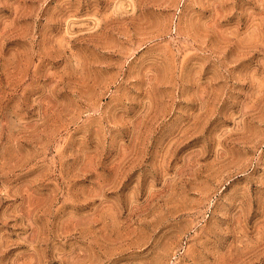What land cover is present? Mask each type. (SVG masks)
Here are the masks:
<instances>
[{
  "label": "rangeland",
  "instance_id": "rangeland-1",
  "mask_svg": "<svg viewBox=\"0 0 264 264\" xmlns=\"http://www.w3.org/2000/svg\"><path fill=\"white\" fill-rule=\"evenodd\" d=\"M0 264H264V0H0Z\"/></svg>",
  "mask_w": 264,
  "mask_h": 264
}]
</instances>
